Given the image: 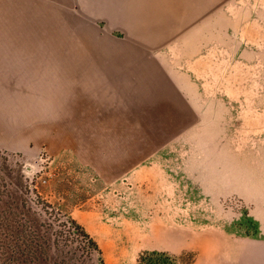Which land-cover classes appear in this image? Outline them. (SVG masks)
I'll return each instance as SVG.
<instances>
[{"label":"rangeland","instance_id":"rangeland-1","mask_svg":"<svg viewBox=\"0 0 264 264\" xmlns=\"http://www.w3.org/2000/svg\"><path fill=\"white\" fill-rule=\"evenodd\" d=\"M8 60L18 101L44 104L43 73L79 83L80 97L60 100L55 135L67 148L0 149V264H99L71 220L104 264L112 253L135 264L141 251L167 254L142 264H264V0H0ZM8 74L0 67L1 92ZM126 140L134 171L175 168L185 183L176 199H193L192 216H130L139 203L110 174ZM89 149L92 164L80 159ZM204 168L212 179L234 168L235 191L205 199ZM174 239L179 249L162 248Z\"/></svg>","mask_w":264,"mask_h":264},{"label":"crops","instance_id":"crops-1","mask_svg":"<svg viewBox=\"0 0 264 264\" xmlns=\"http://www.w3.org/2000/svg\"><path fill=\"white\" fill-rule=\"evenodd\" d=\"M30 66H44V61H31L28 63ZM17 63L15 60L0 61V67L9 70V74L6 77L5 83L9 90L0 91V149L15 153H21L27 156H34L41 150L51 151L56 143L58 150H62L63 147L67 148L63 139L59 143L61 136L58 137L56 129L59 121L65 120L64 105L60 103L61 99H78L80 97V85L76 82H48V74L40 76L44 80L43 89L44 92L38 93L44 104L41 105L39 101L29 103L28 101L17 100L16 90H11V86L16 87L17 79L16 74L11 73L12 68H16ZM7 71V70H5ZM39 75H37L38 77ZM32 77H29L31 81ZM30 84L24 83L25 86L31 87L32 91L24 94L25 98L34 99L32 82ZM70 89V90H69ZM75 112V109H71ZM79 112V110H78ZM114 150L111 158V175L115 179L116 177H125L127 180L114 182V188H119L127 196V201H135L138 204L135 213H130V216L136 217H157V218H174V217H188L192 216V204L193 199L181 200L178 202L176 199L177 186L181 183L185 184L183 179L176 178L177 173L175 168L170 167L159 171V175L146 171L144 164L139 161H144V149L137 147V163L138 167L134 171L132 159L129 157V146L127 140L124 142H118L112 148ZM140 149V152H139ZM47 151V152H48ZM95 154V155H94ZM97 152L94 149H89V155L83 153L80 155L82 161H88L92 164V161L97 160ZM131 160V161H130ZM169 162L172 160L168 158ZM206 161H209V157H206ZM96 168V167H95ZM136 175L134 183H131L128 179ZM218 178L211 177L209 168H204L201 171V194L206 197L211 194L215 197L220 193L229 191L233 193L235 191V172L234 168L229 170L223 175L216 176ZM222 178V179H219ZM188 183L189 189H185L186 192L192 191V180ZM182 203V204H180ZM189 204V205H187ZM188 229V228H185ZM174 231L173 233H175ZM187 233V230L184 231ZM191 232V231H188ZM181 242L174 239V243L170 245H164L163 249H179L177 247ZM254 259V264H257ZM264 261L263 257L258 258Z\"/></svg>","mask_w":264,"mask_h":264},{"label":"trees","instance_id":"trees-1","mask_svg":"<svg viewBox=\"0 0 264 264\" xmlns=\"http://www.w3.org/2000/svg\"><path fill=\"white\" fill-rule=\"evenodd\" d=\"M4 220H6V222L1 224V228L3 229V227H5L6 231H7L8 227L10 226L9 225L10 224L9 218H5ZM71 222L75 226L74 231H77L78 233H80L82 235V237L84 239L83 244L86 245L88 252L97 254L99 256V264H104V259L102 256V250L98 246L97 242L75 220H71ZM39 246L40 245H37V247L35 249H32L33 254L35 252H37ZM47 249H48V246L46 244V241H44V255L47 254ZM163 255L166 256L167 254H160L157 252L149 253L147 251H141L136 258L135 264H142V262L145 260V258L147 256H163ZM192 262H193V260L190 261V263H192ZM24 264H26V263H24Z\"/></svg>","mask_w":264,"mask_h":264},{"label":"bare ground","instance_id":"bare-ground-1","mask_svg":"<svg viewBox=\"0 0 264 264\" xmlns=\"http://www.w3.org/2000/svg\"><path fill=\"white\" fill-rule=\"evenodd\" d=\"M106 264H128V262L118 254L112 253L110 257H106Z\"/></svg>","mask_w":264,"mask_h":264}]
</instances>
